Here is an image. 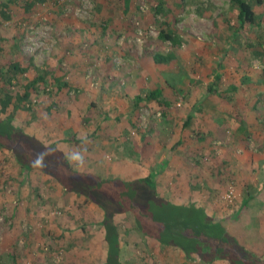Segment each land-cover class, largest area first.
Wrapping results in <instances>:
<instances>
[{"label":"rangeland","instance_id":"obj_1","mask_svg":"<svg viewBox=\"0 0 264 264\" xmlns=\"http://www.w3.org/2000/svg\"><path fill=\"white\" fill-rule=\"evenodd\" d=\"M120 1L46 0L35 6L28 16L23 15L22 7L11 6V18L0 23V38H11L17 32L20 55L26 60L31 58L36 67L55 65L56 74L64 76L72 87L59 91L53 84L45 88L41 84L31 95L32 108L23 112L19 122L23 127V121L28 120L26 116L37 108L43 109L49 97L57 101L58 112L66 115L68 109L69 121L82 115L89 102L94 101L95 112L109 117H97L100 119L97 122L91 120V116H84V124L78 132L81 134L86 126L98 123L100 134L89 144L93 149L82 150L81 144L67 147L71 165L125 180L142 176L152 168L153 171L160 169L158 191L161 194L172 199L173 192L174 197L187 200L196 190L197 197L212 204L214 212L210 217L226 215L239 204L233 197L236 182L223 181L215 171L220 165L229 164L230 158L235 161L234 156L229 157L234 153L231 142L234 144L240 139L249 149L253 148L251 152L264 153V149H258L264 144V81H261L264 6L251 0L256 12L254 27L233 35L235 28L231 27L230 20L236 7L231 0H169L175 10L166 19L161 16L155 19L152 7L158 0H136L140 19L126 23L124 16L118 15V7L113 10L114 20H103L105 7L112 2L118 6ZM164 19L169 28L181 36L180 46L158 38L160 27H165ZM124 25L130 29H125ZM170 51L174 52L175 59L156 65L152 55ZM106 61L110 63L109 72L102 71ZM150 71L155 75L157 71L178 73L180 83L164 84L166 104L148 101L132 108L134 100L130 94L136 90L137 83L154 85ZM34 72L30 71L28 76ZM160 73L157 74L159 79ZM215 75H220L222 87L243 83L238 90L228 93L229 98L220 97L207 92ZM74 108L78 111L76 115L75 111H70ZM226 108L253 122V136L240 134L237 137L230 131L225 117L222 119ZM189 111L194 112L195 117L184 126ZM35 124L37 122H31V127ZM25 128L28 130V126ZM147 131L154 137L161 135L166 146L180 132V145L174 142L171 148L157 154L164 155V165H161L162 160L157 162L159 166L155 165L154 150L141 162H128L117 150V145L133 143ZM38 134L45 142L53 138ZM228 136L232 137L227 142ZM179 154L178 158L174 156ZM176 160L181 164L178 172L174 165ZM193 162L196 166L205 162L212 173L211 182L194 189L191 176H186ZM19 170L10 152L0 149V264L102 263L106 243L100 224L101 208L81 196L66 194L45 174L32 172L27 181ZM197 208L206 213L205 209ZM114 223L122 237L121 264H197L185 261L178 249H166L155 240H145L134 230L128 214H116ZM262 234L264 236V231ZM12 252L14 261L9 256ZM214 264L227 262L218 260Z\"/></svg>","mask_w":264,"mask_h":264},{"label":"trees","instance_id":"obj_2","mask_svg":"<svg viewBox=\"0 0 264 264\" xmlns=\"http://www.w3.org/2000/svg\"><path fill=\"white\" fill-rule=\"evenodd\" d=\"M45 1L0 0V23L11 18L12 14L9 11L11 6L22 7L28 16L35 6ZM168 1L158 0L153 4L155 19L157 16L166 19L174 12L175 7ZM253 1L264 6V0ZM231 2L236 7L234 17L230 20L231 27L235 28V34L245 28L252 29L256 22V12L251 0ZM162 23L165 27H160L158 38L172 46H180L181 36L169 28L166 20ZM19 37L18 33H15L14 37L9 39L0 38V112L5 115L4 118L0 117V147L9 151L10 158L21 168L48 174L67 193L82 195L86 201L93 202L101 208L103 214L100 224L104 228L106 256L100 264H121V233L113 219L117 213L130 215L134 230L145 239L155 240L166 249H178L186 258L197 264H214L218 260L226 261L227 264H264V239L259 236L255 227H251L244 213L234 217V221L231 222L233 225L228 230L225 228V217H210L193 205H175L157 195L155 182L157 172L153 170L143 177L131 180L101 176L88 169L73 170L55 145L46 146L15 125L20 111L32 108L31 95L41 84L44 88L53 84L57 90L72 88L64 76L49 74L52 71L50 67L46 65L36 67L33 66L31 58L24 59L19 52ZM152 58L156 64H164L175 59V54L173 51L156 52ZM34 70V74L28 76V73ZM164 75L169 85H176L179 74L166 72ZM261 75L264 81V70ZM240 84L233 83L228 87H222L220 75H215L213 82L207 87V92L229 98L228 93L236 91ZM161 93L160 89L151 90L145 97L156 99ZM136 98H141V95H137ZM158 102L167 103L163 98ZM43 108L40 111L41 115L49 111V107ZM190 119L191 116L188 115L183 122L184 126L189 124ZM238 126L245 137L250 136L251 132L244 120ZM137 156L141 158L142 155L137 152ZM254 194L255 191L246 192L244 206ZM9 256L14 261V253Z\"/></svg>","mask_w":264,"mask_h":264},{"label":"crops","instance_id":"obj_3","mask_svg":"<svg viewBox=\"0 0 264 264\" xmlns=\"http://www.w3.org/2000/svg\"><path fill=\"white\" fill-rule=\"evenodd\" d=\"M178 4L179 3H177V5ZM0 7H1V5H0ZM118 7H120L118 10V15L124 16L126 23L135 21L136 19H138V18L140 19L142 17L141 15L138 14V13H140V11H138V8H140V6H139L138 2H136V0H121L118 6H117V3L112 2L108 5V8H107V6L105 7V14H104L103 20H105V21L114 20L115 13H113V10H116V8H118ZM12 9H13L12 7H10V9H9V11H11V14H12ZM24 14L25 13L23 11V15ZM120 18H122V17H120ZM2 22H4V21H1V23ZM124 27H125V29H130L129 26H127V25H124ZM108 32H110V33L112 32V34H113V31H108ZM15 33H17V32H15ZM233 35H235V32L233 33ZM11 37H14V35H12ZM93 37H95V36H93ZM100 37H102V36H100ZM7 38H9V37H7ZM109 65H110V63H108V61H106V63L103 64L102 71H108L109 72L110 71ZM156 65L160 66L162 64H156ZM42 66H44V64ZM42 66H40V67H42ZM46 66H48V65H46ZM53 66H55V65H53ZM53 66H51V67L48 66L52 69V71L49 74H54L55 76H59L58 74H56V69ZM159 73L157 71V73L155 75L151 71L149 72V77L152 76L150 79L153 78V80H154V85H152V86H148V85L144 86V84H142L140 81L137 83L136 90L134 89V91H132L130 94V96H132L133 100H134V105L132 106V108L134 106H140L142 103L147 104L148 101H151V102L156 101L157 103H159L158 102L159 99L163 98L165 100V97H164L165 95H163V91H164V89H167V87H165L164 84H166L167 86H171V85L168 84V82L166 81V79L164 77L165 72L160 73V79L157 78V74H159ZM179 77H180V75H179ZM261 81H263L262 78H261ZM179 83L180 82H177L176 84L178 85ZM234 84L237 85V82ZM64 89L65 88H63L62 90H64ZM156 89H160L162 91L161 95L158 98L153 99V98H146L145 97L144 92L146 90L151 91V90H156ZM59 91H61V90H59ZM137 95H141V98H139V99L136 98ZM56 102H57L56 100L54 101L49 97V100H47L45 105H44V107H49V111L47 113H44V115L43 114L41 115L42 112H40V111H42L44 108L43 109L37 108V111L26 116L28 120L26 122L23 121V124H24L23 127L21 126V124L19 122L20 121L19 118L21 117V115L23 116V112H28L29 110L28 111L27 110L26 111L21 110L20 114L17 116V121H15L14 123H15V125H18L19 127H21L22 131L25 134L33 136L37 141L42 142L44 145H46V146L55 145V147L63 153V155L65 156V158H66L68 164L71 166V168L73 170L81 171L84 168H78V167L75 168L73 165H71L70 158L66 152L67 147L69 145L78 146L79 144H81L80 146H81L82 150L87 151V149H89V147H90V149H93L92 148L93 146L92 145L89 146V144H92L91 140H93L94 137L99 136V134H100V132L98 130V123L93 124V126H91V127H87L85 125L86 126L85 130L82 131V133L80 134L78 132V129H80L79 131H81V128H79V127L84 124V122H82V120H83L84 116L85 117L91 116V120L94 119V120H97V122H99L100 119H97V117H103V118L107 117L108 118L109 116H106V114L103 115L104 113L102 115H100L97 111L95 112V110L93 109V106H92V103L94 101H90L88 104L90 108L87 105L88 109H85V112H83L82 115L79 114L77 116L75 114V113L78 114L77 109L76 108H74V110L71 109L70 111H72V112L75 111L74 114L76 116L74 118H76V119L73 118V119H71V121H69L68 109H66V113H65L66 115H63L61 112H58L59 106H58V103H56ZM3 115H4V113L0 112V117L4 118L5 115L4 116ZM188 115H190L191 118H192V116L195 117L194 112L192 113L191 111H189L185 115L186 118ZM186 118L184 119V121L186 120ZM223 118H224V121L226 119V122H227V125H228V128L230 129V131L233 134L237 135V137L240 136V134H243V132L239 130L240 127L238 126V124L242 120H245V123L248 125L249 132H251L250 136L251 135L253 136L254 127H253L252 121L248 122L246 120V118L242 119V117L239 114L233 113L228 108H226V110L222 113V119ZM42 119H43V122H42ZM228 119H230V121H228ZM127 120L129 121L130 119H127ZM31 122H33V123L37 122V124H35L34 127H31ZM226 122H225V124H226ZM26 123H27V125H26ZM25 126L26 127L28 126V130H26ZM225 128H227V127L225 126ZM38 132L41 135H49V136H52L53 138L51 140L45 142L40 137ZM147 132L141 133V135L139 136V140L133 141V143H128V144L124 143L123 145L121 144V145L116 146L117 150H120L122 152V156H123L124 160H127L128 162H131L132 160H135L137 162H141L145 158H147V156H149L150 150H154V151H156L154 154V158H155L154 162H156L155 163L156 166H159L160 163L157 164V162L161 161L162 157H164V155L161 157V155L158 156L157 154L158 153L160 154V152L162 150L164 151L166 149L171 148L174 142L176 145L181 144V138L182 137L180 135V132L177 134L176 139H173V142L171 144L168 143V145H167L168 147L164 144V141H163V138L161 137V135L154 137V135L152 133H151V135H149L150 133L149 132L147 133ZM159 132H160V134H162L161 130ZM230 137H232V136L227 137V142H228V140H230ZM231 141H232V139H231ZM158 142H161V144H159ZM241 142L242 141L240 139H238V141H235L234 144H232V142H231V145L233 146L231 149H233L234 153L232 155L230 154L229 157L234 156L235 161H234V159L230 158L231 162L229 164L227 163V165L224 161H221V163H225L224 166L220 165V167H218L217 170L215 171V172L219 173L220 177L223 178L222 179L223 181L226 182L229 180L228 182H230V181L236 182V188L234 190L235 195H233V197L235 196V198H237V200L239 201V204L237 205V207L233 211H231V212L228 211V213L226 215H219V216H213V217H215V218L225 217L226 218L225 228L229 230L230 227H232V225H233L231 222L234 221L233 220L234 217L236 215H239L240 213H244V216L248 217L247 219L249 220L251 227H255L258 230L259 236H261L264 239V236L262 234L264 231V153L251 152V151H253L252 150L253 148L249 149L248 145H244ZM192 144H197V143H192ZM152 145H153V147H151ZM229 145H230V143H229ZM178 148L180 150L179 146H177V149ZM0 149H4V148L0 147ZM258 149H259V151H261V149H264V144H260ZM4 150H6V149H4ZM137 152L140 155H142L141 158H138ZM177 152H179V151H177ZM207 154H208V151H207ZM225 155H226V152H225ZM91 156H94V154H91ZM174 156L178 158L180 156V154L178 156H176V155H174ZM204 158L207 159V155ZM164 159L162 160L163 162H161V165H164V162H165ZM90 161H93L92 158H90ZM14 163H15V161H14ZM204 163H199L196 166L195 163L193 162L192 163L193 165L191 164L192 167H188V171L186 173V176H187V178L190 176L192 178V182L194 183L192 189L196 188L195 186H199L200 184L203 185L204 182H211L212 181L211 180L212 173H210V170L208 169V167H206L204 165ZM86 164H88V163H86ZM174 165H176L175 167H177L176 170L178 172V168L181 166L180 162L178 160H176ZM16 166L21 169V170H19V173L21 175H23L24 180H27V181L29 180V175L32 172L33 173L34 172L40 173L38 171L25 170V169L21 168L17 163H16ZM153 169L154 168H152V170ZM88 170H90V169H88ZM157 170H159V171L155 170L157 172V175L155 178L157 195L166 198L168 201H170L171 203H173L175 205H182V206L195 205L197 207H201V208L206 210L205 214L209 215V216L211 215V212L212 213L214 212L213 208H211L213 206L209 202V200H204V199H202V197L196 196V190H194L193 194L191 193L190 196H188L187 200H185L179 196L174 197L173 192L171 193L172 197H173L172 199L167 198L168 196L161 194L158 191V181L161 178V174H160V169H157ZM91 171H93V169ZM149 171L150 170H148V172L146 174L139 176V177H143V176L147 175L149 173ZM93 172L95 174H99L96 171H93ZM42 174H45V173H42ZM214 174H216V173H214ZM45 175L51 181H53L57 185H59L48 174H45ZM139 177H133V178H130L129 180L139 178ZM243 182H246V184H248V185H244ZM30 185L31 184H29V186ZM262 185H263V188L261 189ZM59 186L61 188H63L61 185H59ZM258 189H261V191ZM31 190L29 189V192H31ZM249 190L252 192L255 191V194L250 199L248 204L244 206L243 200L245 199L246 192ZM64 192L66 194H69V195H75V196L78 195V196L83 197L82 195H79V194L74 193V192L67 193L65 189H64ZM91 204H94V203L91 202ZM113 219H114V217H113ZM118 230H119V228H118ZM121 238H120V245L122 247ZM184 260L187 262H189V261L192 262V260L190 258H186V256H185Z\"/></svg>","mask_w":264,"mask_h":264},{"label":"built area","instance_id":"obj_4","mask_svg":"<svg viewBox=\"0 0 264 264\" xmlns=\"http://www.w3.org/2000/svg\"><path fill=\"white\" fill-rule=\"evenodd\" d=\"M230 193H233V190L232 189L230 190Z\"/></svg>","mask_w":264,"mask_h":264}]
</instances>
